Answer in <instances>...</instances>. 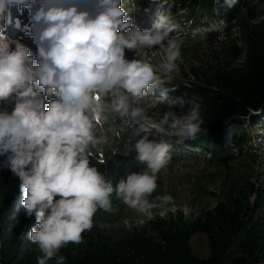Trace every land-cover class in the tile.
Returning <instances> with one entry per match:
<instances>
[{"label":"clouds","instance_id":"clouds-1","mask_svg":"<svg viewBox=\"0 0 264 264\" xmlns=\"http://www.w3.org/2000/svg\"><path fill=\"white\" fill-rule=\"evenodd\" d=\"M238 2L224 0L228 8ZM122 4L123 0H0V102L13 103L10 112L0 110V168L19 178L21 205L28 217L35 216L28 239L42 253L37 264L57 257L58 264H65L60 250L84 242L98 208L113 210V194L145 215L173 204L171 195L149 199L158 187V174L172 161V138L183 143L205 131L196 103L185 109L180 101V115L169 108L149 116L143 106L149 94L160 90L154 98L157 108L169 103L168 91L174 90L164 85L172 82L178 62H183L180 25L164 12L150 28L140 29L126 18L128 10ZM13 5L21 13L28 10L26 35L36 45L35 55L6 35ZM198 32L193 29L192 37ZM154 47L166 50L156 64L147 58ZM126 49L138 58L126 59ZM109 110L127 129L138 126L135 158L143 165L115 187L91 162L109 143L107 134L98 135L110 123ZM259 114L252 110V115ZM150 129L166 132L169 140L150 139Z\"/></svg>","mask_w":264,"mask_h":264},{"label":"rangeland","instance_id":"rangeland-1","mask_svg":"<svg viewBox=\"0 0 264 264\" xmlns=\"http://www.w3.org/2000/svg\"><path fill=\"white\" fill-rule=\"evenodd\" d=\"M258 1L262 4L264 2L263 0ZM243 2L247 8L253 5L252 0ZM219 6L220 4H218ZM12 7L14 5L10 8L11 20L13 16L17 18L8 25L7 30L10 31V39L13 40L15 34L26 35L25 26L30 25L31 21L28 10L22 14L14 15ZM262 7L260 14L264 17V4ZM221 8H218L220 10L217 12L218 14L221 12ZM235 8H238V5L232 9ZM227 9L229 8L226 5L224 10ZM241 9L246 11V8ZM201 19L202 21L211 20L205 16H202ZM237 20L240 27L236 26L230 34L213 33L217 37L213 42L202 38L206 33L198 34L199 36L196 35V38L182 37L185 41L181 47L183 62H178V71L174 73L175 78L171 83H168L171 86L168 87L174 89L168 91L169 103L154 108L156 103L154 98L160 96V90H154L153 101L151 103L147 99V101H143V106L148 110L150 117H154L160 111L162 113L169 110V108L176 111L177 115L182 114L183 109L179 105V102L182 101L180 100L181 95L178 93L179 89L174 86L181 87L188 84V81L203 83L204 79L212 77L218 64L223 63L220 57L223 47L228 45L230 40L237 38L239 30L242 33L240 38H243L244 35L248 40L247 48L241 56L243 64L249 57L263 49L264 30L258 32L254 21L244 13L240 14ZM17 21H19V27L16 26ZM244 41L246 42V40ZM152 51L147 57L149 62L156 64L165 58L166 50L164 48L154 47ZM125 56L128 60L138 58L134 51L127 49ZM235 61L237 62V60ZM181 92L185 94L186 91L182 89ZM186 98L192 102L189 96ZM188 100L183 104L188 105ZM202 106L201 104V115L206 116L211 109L208 106ZM12 107V101L0 102V110L10 112ZM184 108L187 107L184 106ZM107 114L110 123L100 129L98 135L107 134L109 143L102 146V149L91 157V162L105 173L106 181L112 182L115 187L121 179H125L128 174L132 173L129 172V169H123L124 167L141 164L139 161L136 164L126 165L125 163V159L135 153V144L139 135L137 134L138 126L127 129V125L123 124L115 113L109 110ZM261 114L264 112L259 115ZM259 115H255V117ZM252 118L254 119V117ZM250 122L248 120L244 123L247 128L244 132L248 137L247 145L251 148L250 152L253 156L246 157L244 153L230 149L232 147L230 146V136H227L225 147L229 150L230 156L235 159L228 165L212 163L209 151L201 145H196L191 139L185 140L183 143H175L174 149L177 154L172 156L169 166L158 174V187L149 198L154 201L157 196L171 195L174 197V203L162 208H153L149 214L145 215L129 209L113 194L111 197L113 210L104 212L98 208L93 217L92 230L84 233V242L80 245L69 244L60 250L59 254L66 258L65 264H73L76 258H78L77 261L84 259L82 252L86 248L87 238L98 242V236L108 238L117 234L129 235L133 229L141 230L147 225L151 227V224L156 223L158 219L176 222V228L184 232V237L187 240L185 253H189L195 262L211 258L210 251L220 244V248L228 250L229 245L233 243L234 236L228 234L226 239H221L226 234L225 230L228 225L238 223L244 228L255 227L258 230L256 232L257 241H244L231 252L223 254V259L227 261L226 258L231 256L228 264H236L246 256L244 252L248 254L256 252L254 259L250 260L248 264H264V250H262L264 248V226L258 224L264 221V200L260 197L264 195V147L258 148L257 151L255 148L260 146V141L259 144H255L256 142L251 139L255 133L262 136L264 130L253 131L260 126L251 127L249 126ZM155 132L157 130L153 129L150 139H155L157 142L160 139L165 141L166 138L169 139L166 132L160 134L158 132V135H154ZM131 135L133 143H130L128 139V136ZM179 150L182 154H178ZM193 150L198 155H191ZM3 159L4 157H0V160ZM100 159L108 160L104 164H99ZM115 159V165H111ZM142 167L143 165L136 167L133 172L139 171ZM12 183L15 184V187L10 189ZM19 184V178L13 175L10 169L0 168V264H37V258L42 255L37 245L28 239V231L35 226V216L28 217L25 214L21 205L22 194L20 191L16 196H11L14 189H19ZM253 213L254 215L247 218V214ZM49 264H58V257L50 260Z\"/></svg>","mask_w":264,"mask_h":264},{"label":"trees","instance_id":"trees-1","mask_svg":"<svg viewBox=\"0 0 264 264\" xmlns=\"http://www.w3.org/2000/svg\"><path fill=\"white\" fill-rule=\"evenodd\" d=\"M142 1L127 0L124 2L123 7L129 11V7L139 6L138 3ZM158 1V3H171L187 11L185 18L188 22H192L189 24L188 33H192L193 29H197L195 23L200 20L198 17L203 15L211 19L206 20L204 23L214 22L219 18L222 19L226 25L225 27H227L225 33L230 34L236 26L240 25L237 17L242 13L254 21V26L257 27L258 32L264 30V17L260 14L264 2L262 4L258 0H252L255 6L252 5L249 8L245 6V2H243L245 0H239L238 8H229L227 10H224L226 6L224 0H219V7H222L219 14L217 13L220 11L217 0ZM241 8H246V11L244 12ZM199 11L200 13H198ZM213 13L216 14L218 19L214 18ZM240 35L242 33L239 30L237 38L230 40V43L228 41L229 44L223 47L220 57L224 64H218L212 77L204 79L203 83H200V81L199 83L188 81V84L179 86L178 93L183 96L181 99L186 101L188 99H186L187 96L192 99V102L188 100V105L185 107H190L193 103H196L202 104V107L208 106L211 109L206 116L201 115L204 120L202 128L205 131L191 141L208 150L211 157L210 160L214 164L228 165L235 160L225 147L227 136H230V146H232L230 149L238 150V152L244 153L246 157L253 156L252 152H250L251 148L247 145L249 143L248 137L246 132H244L247 129L244 126L246 121H251L249 123L251 127L260 126L253 129V131L264 130V114L255 117L249 111L255 101L264 97V47L249 57L246 63L243 64L241 56L245 48H247L248 40L244 35L243 38H240ZM204 38L212 42L217 39L213 33L206 34ZM182 89H185V94L181 92ZM255 110H260V113H263L264 105L259 106ZM251 139L256 142L255 144H259L260 141V146L255 148L257 151L264 147V133L262 136L259 133H255ZM172 151L177 154L175 149ZM194 151L191 155H198ZM178 154H182V152L179 150ZM10 187V189H13L15 184L12 183ZM260 197L264 200V195ZM252 215L254 213L247 214V218ZM156 221V223L151 224V227L147 225L141 230L133 229L129 235L125 236L122 234L109 236L108 238L98 236V242L92 238H87L86 248L82 252L84 259L77 261L78 258H76L73 264H228L231 256H228L226 258L227 261H224L223 254L225 255L228 251L231 252L244 241L248 242L251 240L256 242L258 239L256 237L258 230L255 227L244 228L241 224L232 223L228 225L225 230L226 234L221 238L226 239L228 234L234 236L233 243L229 245L228 250L225 251L220 248V244L210 251L211 258L195 262L189 253H185L187 240L184 237V232L176 228V222L161 219ZM258 224L264 226V221ZM232 246L234 247L232 248ZM244 253L246 255L244 259L236 264H248L256 255V252Z\"/></svg>","mask_w":264,"mask_h":264},{"label":"water","instance_id":"water-1","mask_svg":"<svg viewBox=\"0 0 264 264\" xmlns=\"http://www.w3.org/2000/svg\"><path fill=\"white\" fill-rule=\"evenodd\" d=\"M264 105V97H261L260 99H258L257 101L254 102V104L251 105L250 110L252 112V110H255L256 108H258L259 106ZM20 191V189H14L13 191V196H16L17 193Z\"/></svg>","mask_w":264,"mask_h":264},{"label":"bare ground","instance_id":"bare-ground-1","mask_svg":"<svg viewBox=\"0 0 264 264\" xmlns=\"http://www.w3.org/2000/svg\"><path fill=\"white\" fill-rule=\"evenodd\" d=\"M149 100H152V99H149Z\"/></svg>","mask_w":264,"mask_h":264}]
</instances>
